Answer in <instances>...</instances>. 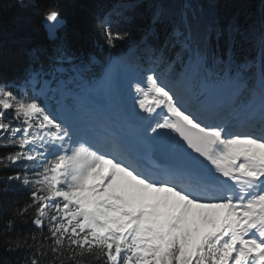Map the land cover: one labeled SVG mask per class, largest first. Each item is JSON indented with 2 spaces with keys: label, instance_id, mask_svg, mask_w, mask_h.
Segmentation results:
<instances>
[{
  "label": "snow or ice",
  "instance_id": "snow-or-ice-1",
  "mask_svg": "<svg viewBox=\"0 0 264 264\" xmlns=\"http://www.w3.org/2000/svg\"><path fill=\"white\" fill-rule=\"evenodd\" d=\"M138 6L112 0L95 17L107 48L137 67L132 142L106 145L65 118L61 70L86 81L89 64L63 43L35 55L18 85L0 83V148L15 149L0 163L19 168L5 179L26 190L0 249L14 264H264V103L258 114L240 107L257 92L264 101V18L259 29L209 23L212 0H160L155 26L120 51ZM42 19L56 41V5ZM193 68L233 85L228 119L178 95Z\"/></svg>",
  "mask_w": 264,
  "mask_h": 264
},
{
  "label": "trees",
  "instance_id": "trees-1",
  "mask_svg": "<svg viewBox=\"0 0 264 264\" xmlns=\"http://www.w3.org/2000/svg\"><path fill=\"white\" fill-rule=\"evenodd\" d=\"M110 2L112 0H35L33 5L19 6L17 0H0V83L15 81L18 85L17 78L24 74L32 58L42 51L51 54L55 45L60 43H63L77 62L83 60L89 64L87 79L83 82L95 81L115 56L98 32L95 19L101 7H108ZM135 2L139 5L136 16L130 24L121 25L122 30L130 32V39L120 45V51L139 39L146 29L155 26L154 14L160 0H135ZM195 2L196 0H193V3ZM212 2L214 8L204 13L209 23L215 21L227 23L237 18L245 26L251 24L259 29L260 21L264 18V0H212ZM49 3L56 5V10L66 21L58 39L51 42L46 39L41 25L42 12ZM245 52L256 55L254 49L247 47ZM45 63L50 64L51 61L45 57ZM65 67L71 66L65 65ZM61 71L65 73L62 79H66L68 75H72L73 70ZM193 76L192 82L198 85V80L202 77L195 74L194 68ZM198 87L201 85L199 84ZM13 90L22 96L30 94L19 86H14ZM14 150V148H0V156ZM17 170L18 167L5 169L0 163V233L5 230L7 221L14 218L13 212L26 197V190L17 182H8L5 179L8 174ZM6 188L8 190L4 191ZM19 223L20 221L16 220V224ZM14 261V255L5 256L0 249V264L5 262L14 264ZM85 264H91L90 258H85Z\"/></svg>",
  "mask_w": 264,
  "mask_h": 264
},
{
  "label": "rangeland",
  "instance_id": "rangeland-1",
  "mask_svg": "<svg viewBox=\"0 0 264 264\" xmlns=\"http://www.w3.org/2000/svg\"><path fill=\"white\" fill-rule=\"evenodd\" d=\"M135 70H137V68L134 64L126 63L122 59L115 57L111 60V62L105 68L104 74L102 75V77L99 79V81L95 85H92L89 87L77 86L75 90H77L78 94H75L74 96L71 95L73 99H68L65 97L67 93L63 89L62 82H60L62 86V90L60 93V103L66 109V111L63 112V115L65 117H68L69 115H71L72 112L68 110L69 107L75 108V111L76 109L78 111L81 105L83 106L85 105V103L83 102L84 98L88 99L89 103H91V96L93 95H98V96H103V97L106 96L107 93L104 94V92L105 91L108 92L107 87L109 88L111 94H116L117 87H118L116 83V78L121 79L122 84H123V89L128 95L130 91L128 89V83L134 76L137 75V74H134ZM205 86H206L205 88L206 97L217 96L219 98L221 97L222 93L228 91L229 88L232 87L233 85L226 80L217 79L214 82H212V81H209L208 79ZM258 94L259 93L257 92L254 95H258ZM178 95H181L179 90H178ZM78 97L82 99L80 101H77ZM183 99L185 103L188 104V106L191 105L189 104L191 102L188 98L183 97ZM73 101L75 102V104L69 103Z\"/></svg>",
  "mask_w": 264,
  "mask_h": 264
},
{
  "label": "bare ground",
  "instance_id": "bare-ground-1",
  "mask_svg": "<svg viewBox=\"0 0 264 264\" xmlns=\"http://www.w3.org/2000/svg\"><path fill=\"white\" fill-rule=\"evenodd\" d=\"M17 4L19 5L18 2H17ZM116 83L118 86L117 87V93L111 94V96H110L111 99H109V100L107 99V103L111 106V108H114L115 114L113 117L115 118L116 123L118 122L117 124L119 126L125 127L126 126L125 124L127 122L135 120V113H134L133 106H132L131 96L126 95V93L124 92L121 79L116 78ZM99 98L100 97H95L94 99H97L98 101L104 100V98H101V99H99ZM235 98L236 97H233L230 100V101L234 102V105H235ZM189 104L193 105L192 102ZM191 105H189V106L192 107ZM241 106H242V104L240 105V107ZM254 111L255 110H253L252 112L255 113ZM90 127H92V126H90Z\"/></svg>",
  "mask_w": 264,
  "mask_h": 264
},
{
  "label": "water",
  "instance_id": "water-1",
  "mask_svg": "<svg viewBox=\"0 0 264 264\" xmlns=\"http://www.w3.org/2000/svg\"><path fill=\"white\" fill-rule=\"evenodd\" d=\"M17 2L19 3L20 6H23V5H24V0H17ZM29 3H30V0H25V4H29ZM34 3H35V0H34ZM30 4H33V3H30ZM62 19H63V18H62ZM63 21L65 22V23H64V26H65V24H66L65 19H63ZM41 25L43 26V28H44V30H45L46 38H47L48 40H50V39L48 38L47 31H46V27H45V24H44V22H43V19H42V21H41ZM50 41H52V40H50Z\"/></svg>",
  "mask_w": 264,
  "mask_h": 264
}]
</instances>
